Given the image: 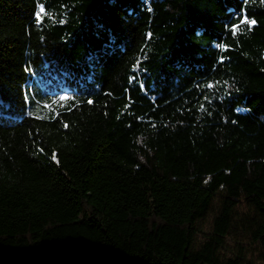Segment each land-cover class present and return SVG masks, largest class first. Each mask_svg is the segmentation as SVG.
I'll list each match as a JSON object with an SVG mask.
<instances>
[{
	"label": "trees",
	"instance_id": "1",
	"mask_svg": "<svg viewBox=\"0 0 264 264\" xmlns=\"http://www.w3.org/2000/svg\"><path fill=\"white\" fill-rule=\"evenodd\" d=\"M242 200L264 264V0H0V264H249Z\"/></svg>",
	"mask_w": 264,
	"mask_h": 264
},
{
	"label": "rangeland",
	"instance_id": "2",
	"mask_svg": "<svg viewBox=\"0 0 264 264\" xmlns=\"http://www.w3.org/2000/svg\"><path fill=\"white\" fill-rule=\"evenodd\" d=\"M223 192H219L214 200L212 210L199 223V227L203 230L202 234H207L211 230L213 221L221 207ZM258 214L256 210L245 200H242L235 208L233 214V232L228 237L227 248L224 253L227 257H236L239 254L240 246L246 245L245 263L263 264V249L258 241L254 239L253 233L256 229Z\"/></svg>",
	"mask_w": 264,
	"mask_h": 264
},
{
	"label": "snow or ice",
	"instance_id": "3",
	"mask_svg": "<svg viewBox=\"0 0 264 264\" xmlns=\"http://www.w3.org/2000/svg\"><path fill=\"white\" fill-rule=\"evenodd\" d=\"M150 10V9H149ZM42 13H44V8H43V6H41L40 7V9H39V11L36 13V16H37V19L39 20V18L41 17V14ZM240 23L241 24H248L249 26H251V25H254L255 24V20H248L246 17L244 18V19H242L241 21H240ZM239 28V25H234L233 26V29L235 30V29H238ZM222 47V46H221ZM66 99H69L68 97H66V96H61V97H59V100L60 101H63V100H66ZM53 103H55V101H53ZM89 103H91V101H89ZM65 126H67V125H65Z\"/></svg>",
	"mask_w": 264,
	"mask_h": 264
}]
</instances>
